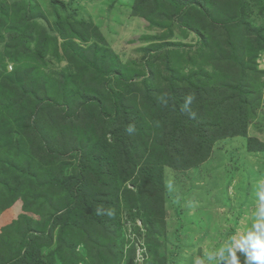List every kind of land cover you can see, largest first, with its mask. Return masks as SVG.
I'll use <instances>...</instances> for the list:
<instances>
[{"label":"rangeland","instance_id":"1","mask_svg":"<svg viewBox=\"0 0 264 264\" xmlns=\"http://www.w3.org/2000/svg\"><path fill=\"white\" fill-rule=\"evenodd\" d=\"M261 182L264 0H0V264H196Z\"/></svg>","mask_w":264,"mask_h":264},{"label":"clouds","instance_id":"2","mask_svg":"<svg viewBox=\"0 0 264 264\" xmlns=\"http://www.w3.org/2000/svg\"><path fill=\"white\" fill-rule=\"evenodd\" d=\"M191 100L192 97H188L187 103ZM256 196L257 208L251 218V227L228 237L204 259L198 258L196 264H241L237 252L244 254V264H264V182L258 185Z\"/></svg>","mask_w":264,"mask_h":264},{"label":"crops","instance_id":"3","mask_svg":"<svg viewBox=\"0 0 264 264\" xmlns=\"http://www.w3.org/2000/svg\"><path fill=\"white\" fill-rule=\"evenodd\" d=\"M255 208H257V207H255ZM255 208H254V209H255ZM252 210H253V209H252Z\"/></svg>","mask_w":264,"mask_h":264},{"label":"trees","instance_id":"4","mask_svg":"<svg viewBox=\"0 0 264 264\" xmlns=\"http://www.w3.org/2000/svg\"><path fill=\"white\" fill-rule=\"evenodd\" d=\"M242 136H244V133H243V135Z\"/></svg>","mask_w":264,"mask_h":264}]
</instances>
